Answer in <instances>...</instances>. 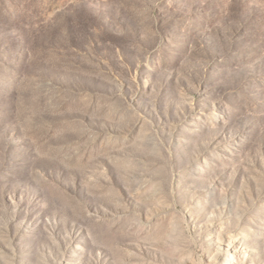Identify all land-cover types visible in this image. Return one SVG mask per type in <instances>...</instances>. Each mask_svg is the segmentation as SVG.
I'll return each mask as SVG.
<instances>
[{"label":"rangeland","instance_id":"obj_1","mask_svg":"<svg viewBox=\"0 0 264 264\" xmlns=\"http://www.w3.org/2000/svg\"><path fill=\"white\" fill-rule=\"evenodd\" d=\"M233 247L264 264V0H0V264Z\"/></svg>","mask_w":264,"mask_h":264},{"label":"bare ground","instance_id":"obj_2","mask_svg":"<svg viewBox=\"0 0 264 264\" xmlns=\"http://www.w3.org/2000/svg\"><path fill=\"white\" fill-rule=\"evenodd\" d=\"M220 249V248H219ZM233 251V252H232ZM237 250H236V248H231V252H226V257L227 258H225L226 259V261H225V263L224 264H227L228 263V261H232V260H234V259H238V255H235V254H232V253H234V252H236ZM223 264V263H222Z\"/></svg>","mask_w":264,"mask_h":264}]
</instances>
